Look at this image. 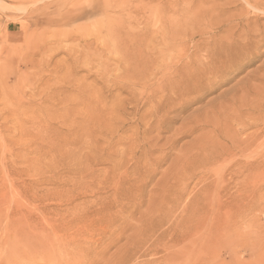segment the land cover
<instances>
[{
	"label": "rangeland",
	"instance_id": "obj_1",
	"mask_svg": "<svg viewBox=\"0 0 264 264\" xmlns=\"http://www.w3.org/2000/svg\"><path fill=\"white\" fill-rule=\"evenodd\" d=\"M169 210L199 239L135 264H264V0H0V264H113Z\"/></svg>",
	"mask_w": 264,
	"mask_h": 264
},
{
	"label": "bare ground",
	"instance_id": "obj_2",
	"mask_svg": "<svg viewBox=\"0 0 264 264\" xmlns=\"http://www.w3.org/2000/svg\"><path fill=\"white\" fill-rule=\"evenodd\" d=\"M246 2V1H245ZM251 8V7H250ZM259 11V10H258ZM248 24V23H247ZM244 26H246V25H244ZM242 29V28H241ZM230 30V29H229ZM244 30V29H243ZM239 32V31H238ZM246 32V31H245ZM235 33V32H234ZM243 33V32H242ZM248 34V33H247ZM246 34V35H247ZM254 34V33H253ZM237 35V34H236ZM235 35V36H236ZM243 35H245V34H243ZM249 36V35H248ZM247 36V37H248ZM237 37V36H236ZM251 37V36H250ZM250 37H249V41H250ZM231 38H232V36H231ZM238 38V37H237ZM237 38H236V41H237ZM243 38H244V36H243ZM233 39V38H232ZM234 40V39H233ZM239 40V39H238ZM246 40H248V39H246ZM214 41V40H213ZM257 41V40H256ZM208 42H210V41H208ZM242 42H243V39H242ZM246 42V41H245ZM244 42V43H245ZM250 42H252V41H250ZM211 43V42H210ZM233 43H235V42H233ZM241 43V42H240ZM240 43H237V44H240ZM248 43V42H247ZM260 43V42H259ZM208 44V43H207ZM211 44H213V43H211ZM243 44V43H242ZM256 44V43H255ZM206 45V44H205ZM236 45V44H235ZM249 44H247V46H248ZM208 46H209V44H208ZM217 46H219V45H217ZM216 46V47H217ZM239 46V45H238ZM246 46V43H245V46H240V47H247ZM207 47V46H206ZM212 47V46H211ZM214 47V46H213ZM218 48V47H217ZM221 48H222V45H221V47H220V50H221ZM226 48V47H225ZM228 48V47H227ZM229 48H231L230 46H229ZM242 48H241V50H242ZM208 49H210L209 47L207 48V50H205V51H207L208 53H209V51H208ZM215 50H216V48H214ZM219 49V48H218ZM224 49V48H223ZM238 49H239V47H238ZM202 50V49H201ZM212 50V49H211ZM200 51V50H199ZM246 52V51H245ZM210 54V53H209ZM246 54H247V52H246ZM245 54V55H246ZM244 55V56H245ZM248 55V54H247ZM248 57V56H247ZM245 59H246V57H245ZM245 123V122H244ZM247 123V122H246ZM246 125H248V124H246ZM236 132V131H235ZM257 134V133H256ZM256 134H255V136H256ZM236 135V134H235ZM235 135L233 134V136L235 137ZM238 135V134H237ZM236 135V136H237ZM254 135V134H253ZM239 136V135H238ZM258 137H259V135H258ZM237 138V137H236ZM235 138V139H236ZM251 138V137H250ZM252 138H253V136H252ZM251 138V139H252ZM232 139V138H231ZM234 139V138H233ZM232 139V140H233ZM240 139V138H239ZM248 139V138H247ZM244 140L243 141V143L241 142V144H243V145H245V148L243 149V150H245V149H247L248 147H250V145H251V140L250 139H248V140ZM257 139V138H256ZM236 140H238V139H236ZM231 141V140H230ZM241 141H242V139H241ZM246 141H248V143H245ZM232 143H233V141H231ZM237 142V141H236ZM235 142V143H236ZM240 144V143H239ZM235 146V145H234ZM232 147H233V144H232ZM239 147V146H238ZM242 146H240V148H241ZM226 148V147H225ZM240 148H239V150H240ZM243 148V147H242ZM230 149V148H229ZM234 149H235V147H234ZM226 150V149H225ZM249 150V149H248ZM251 150V149H250ZM230 151V150H229ZM240 152H241V150H240ZM242 152H244V151H242ZM230 153V152H229ZM231 153H232V151H231ZM255 157V156H254ZM249 159V158H248ZM255 159V158H254ZM254 166V165H253ZM249 168H250V166H249ZM250 171V170H249ZM248 171V172H249ZM177 198V197H176ZM178 199V198H177ZM181 199V198H180ZM182 200V199H181ZM176 201V200H175ZM181 202V201H180ZM174 203V202H173ZM170 205V204H169ZM176 205H177V203H176ZM184 205V204H183ZM174 207V206H173ZM174 211L175 210H169L168 211V214H167V218H165L164 219V217H163V219L161 220V221H159V222H155V224L156 225H151L150 227H151V233H150V237H146V238H143L141 241H139V242H137L136 243V245L130 250V251H128L127 252V254H123V255H121L118 259H117V261L116 262H114L113 264H135V260H137V259H139V258H141L140 260H142V257L143 258H145V256H147V254L149 253V251L151 250V249H155V250H157L156 248H157V245L159 246V242H161V241H163L164 242V240L166 239V236H167V238H168V245L167 244H164V245H161L162 247H163V249H164V251H168V253H167V256L168 257H171V256H173V255H177L178 256V254H179V252H182L181 250L184 248V244H185V242L187 241V240H189V239H191L192 237H194L193 239L195 240H193L194 242H196L198 239H199V232H200V226H201V223H202V217H201V215L198 213H195V214H191V216H190V218H187V220L186 219H181L179 222L177 221L176 223L173 221V220H175V218L177 217V216H175V217H173V215H174ZM177 211V210H176ZM166 213V212H165ZM162 216V215H161ZM156 217H157V215H156ZM182 217V216H181ZM105 218H107L108 219V217H105ZM115 218V217H114ZM117 218V217H116ZM179 218V217H178ZM185 218H186V216H185ZM106 219V221H108V220H110V218L107 220ZM155 219V218H154ZM166 219H168V221L166 220ZM102 220H104V218H102ZM112 220V219H111ZM110 220V221H111ZM156 220V219H155ZM178 220V219H177ZM97 221H98V219H97ZM114 221V220H113ZM116 221V220H115ZM158 221V220H157ZM176 221V220H175ZM104 222H105V220H104ZM85 223V222H84ZM98 223H100L99 221H98ZM106 223H109V222H106ZM106 223H104V224H106ZM114 223V222H113ZM147 223V222H146ZM175 223V224H174ZM178 223V224H177ZM103 223H101V225H102ZM112 224V223H111ZM110 224V225H111ZM145 224V223H144ZM66 225V224H65ZM70 225H72V224H70ZM79 225V224H78ZM88 225V224H87ZM100 225V224H99ZM109 225V224H108ZM115 225V224H114ZM130 225V224H129ZM168 226V228L167 229H165L164 227H167ZM175 225V226H174ZM187 225H189V226H187ZM64 227V225H62V228ZM73 227H74V225H73ZM73 227H71V228H69L68 226H67V229L69 228V229H71V231H72V228ZM83 227V226H82ZM94 227V226H93ZM96 227V226H95ZM94 227V228H95ZM100 227V226H99ZM107 228H108V226H106ZM133 227V226H132ZM78 228V227H77ZM75 229V228H73V229H75V230H78L79 229V232H80V228H78V229ZM104 228V227H103ZM165 230H164V229ZM60 229H61V227H60ZM59 229V230H60ZM64 229H66V226H65V228ZM85 228H83V230H84ZM82 230V229H81ZM88 230V229H87ZM62 231V230H61ZM63 231H65V230H63ZM85 231V230H84ZM104 231V230H103ZM102 231V232H103ZM58 232V230L56 231V233ZM78 231H76V235L79 237V235L80 234H82V233H77ZM88 232V231H87ZM94 232H96L95 230H94ZM93 232V233H94ZM60 233V232H59ZM72 233V232H71ZM74 233V232H73ZM85 233V232H84ZM83 233V234H84ZM105 233H107V231H105ZM141 233H142V230H141ZM61 234H62V232H61ZM75 234V233H74ZM79 234V235H78ZM83 234H82V236H83ZM86 234V233H85ZM84 234V235H85ZM101 234V233H100ZM99 234V235H100ZM109 234V233H108ZM135 234V233H134ZM143 234V233H142ZM202 234V233H201ZM57 236L59 235V236H61V242H63V239H62V235H60V234H56ZM107 235V234H106ZM155 235H157V237H156V242H153L152 240H151V238L153 237V236H155ZM66 236V235H65ZM67 236L69 237L70 236V233H69V235L67 234ZM73 236V235H72ZM71 236V237H72ZM116 236V235H115ZM67 237V238H68ZM69 238V239H66V238H64V241L66 242L67 240H69L70 241V244L72 245V243L73 242H75L74 241V239H72V238ZM76 237V236H75ZM75 237H73V238H75ZM83 237H85V236H83ZM80 238H81V236H80ZM92 238V237H91ZM116 238H118V236L116 237ZM121 238V237H120ZM120 238H118V239H120ZM165 238V239H164ZM66 239V240H65ZM75 239H77V238H75ZM82 239V238H81ZM93 239V238H92ZM122 239V238H121ZM55 240H57V238H55ZM87 240V239H86ZM90 240V239H89ZM154 240V239H153ZM192 240V239H191ZM80 241V240H79ZM82 241H83V243H84V240L82 239ZM113 242H114V239L112 240ZM115 241H117V239L115 240ZM119 241V240H118ZM60 242V241H59ZM87 242H89L88 240H87ZM95 242V241H94ZM112 242V243H113ZM187 242H189V241H187ZM58 243V242H57ZM67 243V242H66ZM80 243H82V242H80ZM93 243V242H92ZM96 243H98V242H96ZM111 243V242H110ZM111 243V244H112ZM118 243V242H117ZM198 243V242H197ZM196 243V244H197ZM200 243V242H199ZM62 244V245H61ZM60 245L61 246H63V248H64V243H61ZM78 240H77V243H76V247H75V250H73V248H72V250L73 251H75V252H77L76 250H80V249H82V248H85V246L84 245H87L86 243H84V245H81L80 247H82V248H80L79 246H78ZM90 244V246L92 245L91 244V242L89 243ZM94 244V243H93ZM111 244H110V246H111ZM113 244H116V243H113ZM133 244V243H132ZM66 245V244H65ZM96 245V244H95ZM178 245V247H180V250H178L176 253H175V251H171L172 250V248H175L176 246ZM180 245V246H179ZM198 245V244H197ZM75 246V245H74ZM73 246V247H74ZM84 246V247H83ZM108 246V245H107ZM146 246V247H145ZM175 246V247H174ZM196 246V245H195ZM58 247V246H57ZM68 247H69V245H68ZM67 247V248H68ZM79 247V249H77ZM87 247H89V245H87L86 246V248ZM92 247V246H91ZM122 247V246H121ZM124 247V246H123ZM132 247V246H131ZM178 247H176V248H178ZM108 248V247H107ZM106 247H105V249H107ZM111 248V247H110ZM110 248H109V250H110ZM158 248H160V247H158ZM198 248H200V247H198ZM61 249V248H60ZM59 249V252L61 251ZM69 250H70V247L68 248ZM68 249H65V250H67V252H68ZM88 249V251H89V248H87ZM122 249V248H121ZM160 249H162V248H160ZM162 249V250H163ZM58 250V249H57ZM64 250V249H63ZM83 250V249H82ZM85 250V249H84ZM92 250H94V251H96V249H92ZM118 250H119V248H118ZM198 250H200V249H198ZM105 251V250H104ZM121 251V250H120ZM158 251V250H157ZM63 252V251H62ZM61 252V253H62ZM67 252H65V255H66V257H67ZM75 252H73V253H75ZM78 252H80V251H78ZM92 252V251H91ZM115 252H117V251H115ZM160 252V251H159ZM200 252V251H199ZM69 253V252H68ZM72 252H71V255L73 254ZM82 253V255L85 253H83V251L81 252ZM97 253V252H96ZM95 253V254H96ZM119 253V252H118ZM155 253H157V252H155ZM154 253V254H155ZM70 254V253H69ZM76 254H78V255H80L79 253H76ZM85 254H87V251H86V253ZM89 254H93V255H95L94 254V252H92V253H89ZM97 254H99V253H97ZM104 254V253H103ZM154 254H152V256L154 255ZM158 254V253H157ZM157 254H155V255H157ZM160 254V253H159ZM158 254V255H159ZM64 254H63V256L62 257H64L65 256ZM88 255V254H87ZM90 255V256H91ZM93 255H92V257H93ZM199 255V254H198ZM59 256V255H58ZM69 256V255H68ZM73 256H75V254H73ZM86 256V255H85ZM96 256V255H95ZM95 256H94V259H96L95 258ZM100 256V255H99ZM114 256H116V255H114ZM163 257H161L162 259L165 257L164 255H162ZM177 256H175V257H177ZM65 257V258H66ZM79 257V256H78ZM81 257V256H80ZM84 257V256H83ZM102 257V256H101ZM105 257H106V255H105ZM105 257H102V258H105ZM167 257V258H168ZM174 257V256H173ZM174 257V258H175ZM201 257V256H200ZM70 258V257H69ZM71 258H72V256H71ZM74 258V257H73ZM98 258V257H97ZM113 258H115V257H113ZM147 258V257H146ZM172 258V257H171ZM183 258H184V256H183ZM67 259V258H66ZM79 259V258H78ZM81 259V258H80ZM86 259V257L84 258V260ZM89 259V258H88ZM88 259H86V260H88ZM94 259H92L93 261H94ZM111 260H112V258H110ZM173 259V258H172ZM205 259V258H204ZM76 260H77V258H76ZM83 260V261H84ZM91 260V259H90ZM89 260V261H90ZM91 260V261H92ZM97 260V259H96ZM100 260V259H99ZM102 260V259H101ZM140 260H137L138 262L140 261ZM175 260V259H174ZM201 260V259H200ZM199 260V261H200ZM67 261H70V259L69 260H67ZM79 261V260H78ZM82 261V260H81ZM83 261L81 262V263H83ZM156 261H158V260H156ZM155 261V262H156ZM168 261V260H167ZM199 261L198 260H196L195 262H194V264H200L199 263ZM71 262H72V260H71ZM74 262V261H73ZM98 262V261H97ZM100 262V261H99ZM103 262V261H102ZM104 262H105V260H104ZM150 262V261H149ZM153 262V261H152ZM151 262V263H152ZM168 262H170V261H168ZM173 262V261H172ZM92 262H90V264H91ZM95 263H96V261H95ZM106 263V262H105ZM143 263V262H142ZM141 263V264H142ZM146 263V262H145ZM150 263V264H151ZM156 263H158V262H156ZM162 263H165V261L163 262L162 261ZM167 263V262H166ZM165 263V264H166ZM62 264H63V262H62ZM65 264V263H64ZM76 264H78V263H76ZM84 264H85V262H84ZM86 264H89V262L88 263H86ZM97 264V263H96ZM110 264V263H109ZM159 264H161V263H159Z\"/></svg>",
	"mask_w": 264,
	"mask_h": 264
}]
</instances>
